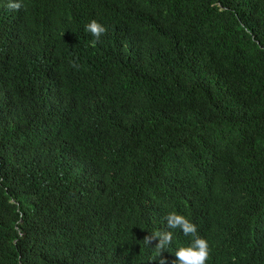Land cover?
<instances>
[{
    "label": "trees",
    "instance_id": "trees-1",
    "mask_svg": "<svg viewBox=\"0 0 264 264\" xmlns=\"http://www.w3.org/2000/svg\"><path fill=\"white\" fill-rule=\"evenodd\" d=\"M172 211L264 264V0H0V264H158Z\"/></svg>",
    "mask_w": 264,
    "mask_h": 264
},
{
    "label": "clouds",
    "instance_id": "clouds-1",
    "mask_svg": "<svg viewBox=\"0 0 264 264\" xmlns=\"http://www.w3.org/2000/svg\"><path fill=\"white\" fill-rule=\"evenodd\" d=\"M9 7L19 10L21 4L18 2L10 3ZM86 30L96 38V41L106 32L105 26L95 19L86 26ZM96 41H93V44ZM164 219L168 230L157 232L154 230L144 236L147 244L150 245L152 242L155 244L154 250L158 264H167V260L162 254L172 242L177 240L179 243L171 249L175 251L177 258L173 264H206L210 254L208 240L201 232L198 234L197 224H193L185 216L175 211L169 212ZM175 229H180L185 236H191V238L177 233Z\"/></svg>",
    "mask_w": 264,
    "mask_h": 264
}]
</instances>
